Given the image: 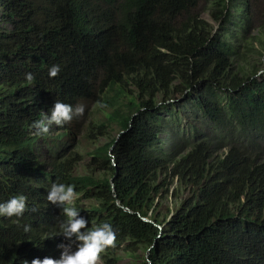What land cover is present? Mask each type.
<instances>
[{"label": "trees", "instance_id": "obj_1", "mask_svg": "<svg viewBox=\"0 0 264 264\" xmlns=\"http://www.w3.org/2000/svg\"><path fill=\"white\" fill-rule=\"evenodd\" d=\"M263 1L0 0V203L27 197L22 217L0 216V264L60 259L67 218L47 200L52 183L94 201L72 205L89 229L112 226L103 264L122 252L126 264H264ZM56 101L84 104V116L36 135ZM92 101L104 116L78 128ZM182 119L191 136L169 154L161 126ZM114 128L119 139L88 151L102 176L74 173L76 149L51 153L70 135L95 143ZM176 178L190 195L150 216Z\"/></svg>", "mask_w": 264, "mask_h": 264}, {"label": "clouds", "instance_id": "obj_2", "mask_svg": "<svg viewBox=\"0 0 264 264\" xmlns=\"http://www.w3.org/2000/svg\"><path fill=\"white\" fill-rule=\"evenodd\" d=\"M60 71L59 65L51 66L49 77H57ZM25 79L31 84L34 76L31 73H26ZM85 110L86 106L84 104L73 106L56 101L50 116L45 115L44 119L35 121L31 127L35 130L36 135L46 134L53 125L60 127L70 124L74 119L82 118ZM110 156H112L111 153ZM112 160L114 163L112 164L119 171V163L117 164L113 158ZM78 197L75 185L52 183L47 200L49 203L61 208L62 214L67 218L59 223L60 236H63L67 243L58 245V248L62 249L60 259H34L32 264H101L102 253L106 249L115 246L116 235L110 224L104 223L94 229L87 227L88 221L80 217L79 210L72 206ZM26 210L27 197L24 195H16L6 203H0V216L3 217H22ZM32 210L35 211L36 209L33 208ZM25 230L27 231L28 228L26 227ZM74 245L76 246L75 250H73Z\"/></svg>", "mask_w": 264, "mask_h": 264}, {"label": "rangeland", "instance_id": "obj_3", "mask_svg": "<svg viewBox=\"0 0 264 264\" xmlns=\"http://www.w3.org/2000/svg\"><path fill=\"white\" fill-rule=\"evenodd\" d=\"M260 12H261V14H264V8L261 9ZM203 18H208V16L205 15V16H203ZM253 45L255 46V48L259 47L258 43H255ZM259 61H260V58H258L256 56H252V58L251 57L249 58L250 63L258 64ZM261 73L262 72H260V74ZM104 112H105V110L101 109L100 105H96V103L94 101L89 102L87 115L83 121L84 123L79 121L77 123L78 128H83L84 125L87 124L91 120L102 119ZM193 113H194V111L192 110L191 112L188 113V115L191 116ZM88 114H90V116H88ZM190 119L192 120L193 118H190ZM180 121H181L180 123H176V122H173L171 124L164 123L163 126H161V128H162L161 139L163 141L162 148L164 150H166V152L169 154H176V153L180 152V148L178 147V145L175 141L176 138L184 139V138H190V136H191V132H189V127L187 125L188 124L187 121L183 120V119ZM54 134H55V132L54 133L52 132V135H54ZM117 134L118 133L115 130V128H114V130H111V131L106 129L104 134H102V135L96 134L94 137H92V140L95 141V143H93L87 137V132L84 131L79 136H77L76 138L73 137V138H75V140L80 141V144H78L76 146H75V144H71V141H72L71 136L72 135H70L68 137V139L65 142H63L62 144L51 143L50 144L52 147L51 153L53 156H57V155L63 153L64 151H66L67 149H68L67 153H72L76 149L77 151L82 153V160L80 162L76 163L75 165H73L74 173L79 174V175H85L88 171H93V172H95L96 175L102 176V175H104V171L98 166V163L93 160V156L88 155V153H89L88 151L90 149L94 148V146H101L105 143L110 142L112 138H117L118 137ZM118 139H119V137H118ZM68 145H69V147H68ZM37 149H38V153L42 157V159L48 160L47 159L48 155L43 150L41 143L37 144ZM110 150H111L110 153H112L113 146ZM221 153H223V151ZM164 180L166 183H168L170 181L169 174H167L165 172L161 173V180L159 179V181H160L159 184L161 183V181H164ZM180 184L181 183L176 178V179H174L172 186L169 185V188L164 186V192H161L159 197L157 198V200H156L157 206L154 208V210L150 211V213H149L150 216H155L158 213V215L160 216V220H163L164 215H167L169 212H171V211H173L179 207L181 202L190 195V188H187L184 190L185 187L179 188ZM165 195H167V197H165ZM77 199H80L81 207L87 208L91 204L94 203L93 200L83 198L82 195H80ZM163 230H164V228H163ZM120 255H123V258L121 259L119 264H126V263H129L130 261H132V259L129 256L124 255L123 252ZM101 264H103L102 261H101Z\"/></svg>", "mask_w": 264, "mask_h": 264}, {"label": "water", "instance_id": "obj_4", "mask_svg": "<svg viewBox=\"0 0 264 264\" xmlns=\"http://www.w3.org/2000/svg\"><path fill=\"white\" fill-rule=\"evenodd\" d=\"M113 190H114V188H113ZM118 205H120L119 204V202H118ZM145 221H147V222H151V221H149V220H147V219H145V218H143ZM148 257V256H147ZM147 260H148V262L150 263V260H149V258H147Z\"/></svg>", "mask_w": 264, "mask_h": 264}]
</instances>
